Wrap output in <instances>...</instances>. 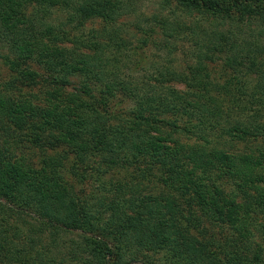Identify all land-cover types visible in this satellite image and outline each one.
Returning a JSON list of instances; mask_svg holds the SVG:
<instances>
[{
    "label": "trees",
    "instance_id": "1",
    "mask_svg": "<svg viewBox=\"0 0 264 264\" xmlns=\"http://www.w3.org/2000/svg\"><path fill=\"white\" fill-rule=\"evenodd\" d=\"M0 72V264H264V0H0Z\"/></svg>",
    "mask_w": 264,
    "mask_h": 264
},
{
    "label": "rangeland",
    "instance_id": "2",
    "mask_svg": "<svg viewBox=\"0 0 264 264\" xmlns=\"http://www.w3.org/2000/svg\"><path fill=\"white\" fill-rule=\"evenodd\" d=\"M138 6V7H137ZM136 7L138 8V12H144V13H148V11H150L151 10V6L153 7V5L150 3H146V2H143V3H140V4H138ZM178 59V62H179V60L181 59V57H179V58H177ZM1 73V77H2V79H7L8 78V75L7 74H5L4 72H0ZM1 77H0V80H1ZM27 148H28V145L26 146ZM31 150V152H34L33 153V158L35 159V161H37V160H39L40 159V156H41V153H40V151H39V149L38 148H32V149H30ZM40 153V154H39ZM49 153H50V151H49ZM91 183V182H90ZM91 187H87L85 190H87V191H89V189H90Z\"/></svg>",
    "mask_w": 264,
    "mask_h": 264
}]
</instances>
